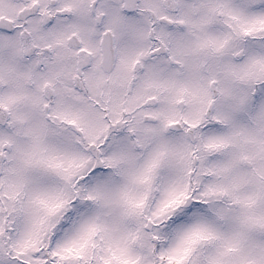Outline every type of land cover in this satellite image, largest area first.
<instances>
[{
	"label": "snow or ice",
	"instance_id": "6c2138e0",
	"mask_svg": "<svg viewBox=\"0 0 264 264\" xmlns=\"http://www.w3.org/2000/svg\"><path fill=\"white\" fill-rule=\"evenodd\" d=\"M0 264H264V0H0Z\"/></svg>",
	"mask_w": 264,
	"mask_h": 264
}]
</instances>
